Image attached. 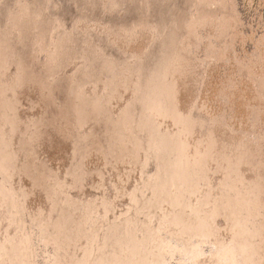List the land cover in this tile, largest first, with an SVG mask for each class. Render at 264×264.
<instances>
[{
  "label": "rangeland",
  "instance_id": "374dc122",
  "mask_svg": "<svg viewBox=\"0 0 264 264\" xmlns=\"http://www.w3.org/2000/svg\"><path fill=\"white\" fill-rule=\"evenodd\" d=\"M262 173L264 0H0V264H264Z\"/></svg>",
  "mask_w": 264,
  "mask_h": 264
},
{
  "label": "bare ground",
  "instance_id": "6f19581e",
  "mask_svg": "<svg viewBox=\"0 0 264 264\" xmlns=\"http://www.w3.org/2000/svg\"><path fill=\"white\" fill-rule=\"evenodd\" d=\"M214 2H215V1H214ZM103 12H104V11H103ZM102 15H104V13H103ZM133 24H134V23H133ZM103 30H104V29H103ZM140 30H141V29H140ZM125 32H126V31H125ZM173 32H174V31H173ZM173 32H172V31H169V33L166 34L165 38H166V37H167V38H166V40L164 39V40H163V43H162V44L165 45V47H166V41H167L168 37H169L170 35L172 36V35H173ZM141 34H142V33H141ZM134 37H135V36H134ZM112 38H113V37H112ZM127 38H128V37H127ZM129 38H131V37H129ZM115 39H116V38H115ZM192 58H193V57H192ZM153 60H155V59H153ZM156 65H157V64H156ZM153 66H154V65H153ZM154 71H155V70H154ZM154 74H155V73H154ZM157 75H158V74H157ZM188 77H189V76H188ZM151 78H152V77H151ZM173 80H174V79H173ZM35 84H36V83H35ZM166 86H167V85H166ZM166 86H164L165 89H166ZM29 87H30V86H29ZM166 91H167V93H168V86H167V90H166ZM24 92H25V90H24ZM183 92H184V91H183ZM36 94H37V93H36ZM36 96H37V95H36ZM160 96H161V95H160ZM34 97H35V96H34ZM161 97H162V96H161ZM19 98H20V97H19ZM183 100H184V99H183ZM183 102H184V101H183ZM182 105H183V104H182ZM182 107H183V106H182ZM180 109H181V108H180ZM184 110H185V109H184ZM184 110H183V111H184ZM187 110H188V109H187ZM206 110H207V109H206ZM180 111H181V110H180ZM184 112H185V111H184ZM174 114H175V113H174ZM175 115H176V114H175ZM190 119H191V118H190ZM195 122H196V121H195ZM172 125H173V124H172ZM204 126H205V125H204ZM52 128H53V127H52ZM170 130H171V129H170ZM161 131H162V130H161ZM13 133H14V132H13ZM171 133H172V132H171ZM203 134H204V133H203ZM93 157H94V156H93ZM90 160H91V159H89V161H90ZM92 160H94V159L92 158ZM95 160H96V159H95ZM95 160H94V161H95ZM52 161H53V160H52ZM87 161H88V160H87ZM92 163H94V162H92ZM92 163H91V167H93V166H92ZM85 164H86V163H85ZM88 164L90 165V163H88ZM79 166H80V165H79ZM86 166H87V165H86ZM96 166H97V165H96ZM262 166H263V165H262ZM89 168H90V167H89ZM90 169H91V168H90ZM95 169H96V168H95ZM252 170H253V169H252ZM262 174H263V173H262ZM263 175H264V174H263ZM260 181H261V180H260ZM27 192H28V191H27ZM263 192H264V191H263ZM29 193H30V192H29ZM75 196H76V195H75ZM75 196H74V197H75ZM70 197H71V196H70ZM77 197H78V196H77ZM77 197H76V198H77ZM258 197H259V196H258ZM81 198H82V197H81ZM77 199H78V198H77ZM255 199H256V198H255ZM75 200H76V199H75ZM69 201H70V200H69ZM78 201H79V200H78ZM76 203H77V202H76ZM68 211H69V212H73V210H72V211L68 210ZM69 212H68V213H69ZM77 214H78V213H77ZM67 216H68V215H67ZM74 217H75V215H74ZM77 217H79V216H76V218H77ZM76 220H78V219H76ZM76 220H75V221H76ZM81 220H82V219H81ZM158 220H159V219H158ZM160 222H162V221H160ZM79 223H80V222H79ZM80 225H81V223H80ZM65 226H66V225L62 226V227H63V231H64ZM83 226H84V225H83ZM158 226H159V225H158ZM80 227H81V226H80ZM78 228H79V227H78ZM78 228H77V229H78ZM115 230H116V229H115ZM61 231H62V230H61ZM74 231H76V230H74ZM80 231H81V230H80ZM80 231H79V232H80ZM124 232H125V230H124ZM126 232H127V230H126ZM239 232H240V231H239ZM76 233H77V232H76ZM127 233H128V232H127ZM139 233H140V232H139ZM139 233H134L133 236H134V237H137V241H136V242H137V247H136V248L138 249L137 253H140V255H141V251H142V247H141L142 245H141V244H143V241L138 240V237H139V238H140V237H144V241H145V240H146V234H144V232L141 233L142 235L139 234ZM236 233H237V232H236ZM78 234H80V233H78ZM117 234H118V233H117ZM131 234H132V233H131ZM156 234H157V233H156ZM76 235H77V234H76ZM125 235H127V234H125ZM139 235H140V236H139ZM121 237L124 238L123 235H122ZM122 238H121V239H122ZM125 238H126V237H125ZM106 239L108 240L109 237H107ZM154 239H155V238H154ZM122 240H124V239H122ZM158 240H159V239H158ZM68 241H69V240H68ZM73 241H74V240H71V241H69V243H74L75 241H74V242H73ZM129 241H130V240H129ZM156 241H157V240H156ZM130 242H131V241H130ZM146 242H147V240H146ZM77 243H78V242H77ZM77 243H75V245H76ZM138 243H139L141 246H140ZM105 244H106V243H105ZM71 245H72V244H71ZM71 245H69L68 247H70ZM83 245H85V244H83ZM63 246H65V245H63ZM123 246H124V245H123ZM127 246L129 247L128 244H127ZM127 246H126V247H127ZM75 247H77V246H75ZM75 247H74V248H75ZM116 247L118 248L119 246H116ZM116 247H115V249H116ZM128 247H127V248H128ZM139 247H140V248H139ZM152 247H153V246H152ZM61 249H63V248L61 247ZM78 249H80V247H79ZM119 249H120V248H119ZM125 249H126V248H125ZM134 249H135V248H134ZM137 249H136V250H137ZM122 250H123V249H122ZM122 250H121V251H122ZM126 250H127V249H126ZM139 250H140V251H139ZM152 250H153V249H152ZM73 251H74V250H73ZM84 251H85V249H84ZM84 251H83V252H84ZM107 251H108V250H107ZM107 251H105V252H107ZM117 251L119 252V250H117ZM117 251H116V254H117ZM127 251H128V250H127ZM62 252H63V251H62ZM62 252H61V253H62ZM123 252H124V251H123ZM133 252H134V251H132V253H133ZM210 252H211V251H210ZM64 253H65V252H64ZM78 253H79V252H78ZM78 253H77V255H76V254H73L72 256L75 257V255H76V257H77V256H78ZM107 253H108V252H107ZM128 253H129V255H127V258H126V257H125V258H126V260L128 259L130 262H125V263H124V261H122V258L119 257V258H120V260H119V258H118V256H117V259H118V260L115 259V263H116V264H129V263H132V262H133V263H135V264H155V262H153V261H152L151 259H149L148 257H144V258H143V257H137V258H136V257L130 255L131 252H128ZM243 253H244V252H243ZM80 254H81V252H80ZM118 254H119V253H118ZM121 254H122V253H121ZM69 255H71V253H70ZM69 255H68V257H69ZM123 255H126V254L123 253ZM161 255H162V254H161ZM161 255H160V257H161ZM82 256H83V255L81 254V257H82ZM107 256H108V255H106V257H107ZM142 256H143V255H142ZM157 256H158V255H157ZM162 256H164V255H162ZM168 256H169V255H168ZM66 257H67V256H66ZM122 257H123V256H122ZM149 257L151 258V256H149ZM169 257H170V256H169ZM70 258H71V257H70ZM78 258H79V257H78ZM104 258H105V257H104ZM104 258H102V260H103ZM125 258H124V259H125ZM161 258H163V257H161ZM66 259H67V258H66ZM66 259H64V261H67ZM73 259H74V258H73ZM73 259H72V260H73ZM99 259H100V258H98V259L96 260V263H95V264H99V263L102 262V261L99 260ZM152 259H153V257H152ZM163 259H164V258H163ZM74 260H75V259H74ZM78 260H79V259H78ZM78 260H76L75 263H77ZM81 260H82V258H81ZM62 261H63V259H62ZM156 261H158V260H156ZM188 261H189V260H188ZM68 262H69V264H70V261H67V263H68ZM73 262H74V261H73ZM73 262L71 261L72 264H74ZM64 263H65V262H64ZM80 263H81V262H80ZM188 263H189V262H188ZM188 263H187V264H188ZM8 264H9V263H8ZM61 264H62V263H61ZM191 264H192V262H191Z\"/></svg>",
  "mask_w": 264,
  "mask_h": 264
},
{
  "label": "water",
  "instance_id": "95a60500",
  "mask_svg": "<svg viewBox=\"0 0 264 264\" xmlns=\"http://www.w3.org/2000/svg\"><path fill=\"white\" fill-rule=\"evenodd\" d=\"M155 5H156V3H155ZM157 19H158V17H157ZM159 21H160L159 24H164L162 22V20L159 19ZM152 69L153 68H152V66H150L148 58H146V61L144 62L143 66H142V69H141V72L143 73L142 76L144 77V79H143V81L141 83L146 84V81L150 77V73L152 72ZM247 252H249V251H247ZM249 254L250 253H247V256H250Z\"/></svg>",
  "mask_w": 264,
  "mask_h": 264
}]
</instances>
